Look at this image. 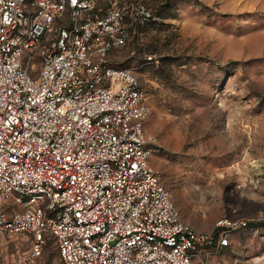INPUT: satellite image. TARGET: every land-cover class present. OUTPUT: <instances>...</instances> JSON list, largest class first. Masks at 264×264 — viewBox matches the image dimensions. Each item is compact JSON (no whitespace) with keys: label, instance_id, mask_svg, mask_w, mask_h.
<instances>
[{"label":"built area","instance_id":"built-area-1","mask_svg":"<svg viewBox=\"0 0 264 264\" xmlns=\"http://www.w3.org/2000/svg\"><path fill=\"white\" fill-rule=\"evenodd\" d=\"M0 0V245L63 264H195L229 244L187 222L150 164L148 95L115 55L153 15L118 0Z\"/></svg>","mask_w":264,"mask_h":264},{"label":"rangeland","instance_id":"rangeland-1","mask_svg":"<svg viewBox=\"0 0 264 264\" xmlns=\"http://www.w3.org/2000/svg\"><path fill=\"white\" fill-rule=\"evenodd\" d=\"M153 18L115 55L148 95L150 164L182 217L229 244L195 264H264V0H118ZM100 5L103 0H99ZM0 264H63L53 238L42 256L14 235Z\"/></svg>","mask_w":264,"mask_h":264},{"label":"crops","instance_id":"crops-1","mask_svg":"<svg viewBox=\"0 0 264 264\" xmlns=\"http://www.w3.org/2000/svg\"><path fill=\"white\" fill-rule=\"evenodd\" d=\"M100 7H104L105 5H99Z\"/></svg>","mask_w":264,"mask_h":264}]
</instances>
